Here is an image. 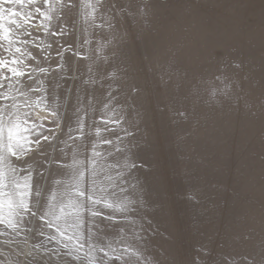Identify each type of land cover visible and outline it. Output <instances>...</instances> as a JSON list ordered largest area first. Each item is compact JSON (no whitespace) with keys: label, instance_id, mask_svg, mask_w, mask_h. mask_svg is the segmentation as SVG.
Returning <instances> with one entry per match:
<instances>
[{"label":"rangeland","instance_id":"obj_1","mask_svg":"<svg viewBox=\"0 0 264 264\" xmlns=\"http://www.w3.org/2000/svg\"><path fill=\"white\" fill-rule=\"evenodd\" d=\"M71 2L73 35L86 31L92 42L80 50L87 60L65 59L98 81L95 109L111 90L132 133L125 154L137 167L127 179L144 225L143 264H264V0ZM113 5L124 9L113 27L96 28ZM62 83L66 128L85 92L72 79ZM36 115L47 125L44 112ZM4 251L5 263L16 258Z\"/></svg>","mask_w":264,"mask_h":264},{"label":"snow or ice","instance_id":"obj_2","mask_svg":"<svg viewBox=\"0 0 264 264\" xmlns=\"http://www.w3.org/2000/svg\"><path fill=\"white\" fill-rule=\"evenodd\" d=\"M73 7L71 0H0V257L12 249L16 258L8 264H143L137 228L144 225H137L136 185L127 179L137 167L125 154L132 133L121 127L111 90L101 109L89 103L98 81L84 79L75 61L87 60L80 50L92 41L86 31L73 35ZM113 8L96 28L113 27L111 19L124 11ZM66 79L75 81L74 91L83 86L85 96L76 95L65 128L59 109ZM223 264L237 261L226 257Z\"/></svg>","mask_w":264,"mask_h":264},{"label":"bare ground","instance_id":"obj_3","mask_svg":"<svg viewBox=\"0 0 264 264\" xmlns=\"http://www.w3.org/2000/svg\"><path fill=\"white\" fill-rule=\"evenodd\" d=\"M5 264H8V259L6 258V263Z\"/></svg>","mask_w":264,"mask_h":264}]
</instances>
